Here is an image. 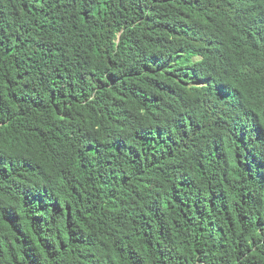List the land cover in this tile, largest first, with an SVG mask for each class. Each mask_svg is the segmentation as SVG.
Listing matches in <instances>:
<instances>
[{
    "label": "trees",
    "instance_id": "16d2710c",
    "mask_svg": "<svg viewBox=\"0 0 264 264\" xmlns=\"http://www.w3.org/2000/svg\"><path fill=\"white\" fill-rule=\"evenodd\" d=\"M0 264H264V0H0Z\"/></svg>",
    "mask_w": 264,
    "mask_h": 264
}]
</instances>
